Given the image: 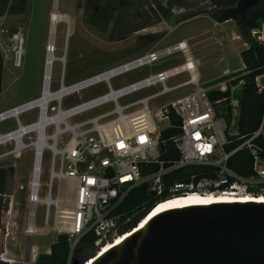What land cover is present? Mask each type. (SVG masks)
<instances>
[{
  "label": "built area",
  "instance_id": "obj_1",
  "mask_svg": "<svg viewBox=\"0 0 264 264\" xmlns=\"http://www.w3.org/2000/svg\"><path fill=\"white\" fill-rule=\"evenodd\" d=\"M250 35L264 45V21ZM10 39L15 62L20 64L22 55L17 52L22 51L23 37L14 32ZM191 45L190 39H181L153 47L68 85L62 70L55 90L51 72L46 93L42 85L38 97L0 110V123L11 118L16 122L15 129L0 132V146L14 143L11 150L0 153V159L10 154L20 158L25 150H32L24 232L40 231L34 219L36 208L43 206V226L68 236L66 264H71L83 236L93 235L92 255L98 254L103 245L133 228L155 204L169 197L190 192L264 194V111L257 129L240 136L235 89L243 80L235 84L236 77H230L213 85L200 83L201 61ZM55 49L54 44L47 45L46 52ZM129 73H137L132 81L112 85V80ZM254 81L257 91H264V73ZM100 84L107 88L103 93L64 105L70 97ZM213 90L230 95L212 100ZM33 109H37L36 119L23 123L21 116ZM227 109L229 123L223 116ZM172 115L179 118V131L161 140ZM19 130L29 142L23 137L20 143L14 140L12 135ZM45 151L50 158L42 181ZM240 151L249 157L243 165L246 173L230 165ZM174 172L177 176L169 179ZM137 187H145L148 195L131 208L125 201ZM34 250L29 260L35 259Z\"/></svg>",
  "mask_w": 264,
  "mask_h": 264
},
{
  "label": "rangeland",
  "instance_id": "obj_2",
  "mask_svg": "<svg viewBox=\"0 0 264 264\" xmlns=\"http://www.w3.org/2000/svg\"><path fill=\"white\" fill-rule=\"evenodd\" d=\"M120 1L27 0L25 11L22 14L0 17V52L3 58L0 70V110L40 95L47 55L46 47L50 40L49 15L55 7L60 13L70 17L72 32L67 35L65 21L61 20L55 26L53 44L56 49L54 53L56 57H64L65 60L64 63L60 60H55L53 63L52 90L58 88L62 70L65 73L64 82L68 85L153 47L171 45L181 39L188 38L194 41L191 50L197 58L213 51L220 53L219 56L199 65L200 83L213 85L243 74L240 53L249 47V43L245 44L246 40L239 32L238 22L233 20L218 22L209 13H201L177 21L186 11L206 7L209 3L208 0H191L188 10L172 5L170 6L172 16L169 20L161 19L135 31H130L135 24H143L145 21L152 20L153 10H156V7L152 0H135L131 6L120 10ZM162 1L166 4L165 0ZM95 16H99L101 19L108 16L109 19L94 22ZM124 24L127 26L119 31ZM17 25L23 26L20 64L15 62V52L10 39L17 30ZM199 36L204 39L197 41ZM136 74H124L112 80L111 83L114 87L119 86L132 81ZM106 89L103 84L91 87L65 100L64 105L79 103L103 93ZM240 91L241 85H237L235 95ZM101 110L103 109H99V111ZM36 117L37 109H33L22 115L21 121L27 123L35 120ZM165 124L162 123V125ZM15 128L16 122L13 118L0 123V132ZM23 141L27 143L30 139L28 136H24ZM13 146V142L6 146H0V153L11 150ZM49 158V152L45 151L42 162V181L46 180ZM237 162L231 161L230 165L234 167ZM0 166L5 167L8 171L5 193L2 195L3 200L7 201V208L1 212L0 258L8 259L11 264H33L38 255L49 253L50 245L56 241L60 234L43 226V206L36 208V218L34 219V224L40 228V231L35 234L24 232L27 222L25 216L26 198L32 167V150H25L20 158H15L10 154L0 159ZM177 174L178 172H174L168 178L173 179ZM55 192L54 185L53 197ZM141 192L132 191L130 195L135 200L142 195ZM65 194L72 195L69 191ZM146 198L130 205V207L135 208ZM49 224L52 225V219ZM29 245L35 248L32 252L35 259L32 260H29L31 255V249L28 251ZM92 253L93 248L84 254L76 251L74 258L83 261Z\"/></svg>",
  "mask_w": 264,
  "mask_h": 264
},
{
  "label": "water",
  "instance_id": "obj_3",
  "mask_svg": "<svg viewBox=\"0 0 264 264\" xmlns=\"http://www.w3.org/2000/svg\"><path fill=\"white\" fill-rule=\"evenodd\" d=\"M260 2L237 0L214 15L241 24ZM71 264H264V202H211L166 209L142 226H133L107 250L83 261L73 258Z\"/></svg>",
  "mask_w": 264,
  "mask_h": 264
},
{
  "label": "trees",
  "instance_id": "obj_4",
  "mask_svg": "<svg viewBox=\"0 0 264 264\" xmlns=\"http://www.w3.org/2000/svg\"><path fill=\"white\" fill-rule=\"evenodd\" d=\"M135 0H121L120 10L131 6ZM166 4L162 0H152L156 10H153V17L151 21H145L143 24H135L130 31H135L140 28L146 27L149 24L160 21L161 19L169 20L172 16L171 8L172 5L180 6L186 10L191 6V0H165ZM237 0H208V5L206 7H198L189 11H186L177 21L185 20L196 16L201 13H209L215 19V21L221 22L222 19L215 17V12L219 8L230 7L236 4ZM27 0H0V17L4 15L12 14H22L25 11ZM101 19L99 16L94 17V22L105 21L108 18ZM261 21H264V0L254 8L250 9L247 13V18L238 24V29L240 34L249 43V47L241 51L240 59L245 68L243 69V74L236 77L233 83H237L239 80H243L241 85V91L237 94L240 102V110L236 122V129L238 134L241 136H246L259 126L263 111H264V91L258 92L255 85L254 78L258 75L264 73V45L255 41L251 35L250 30L258 26ZM127 25L121 26L119 31L123 30ZM3 58L0 52V70L2 68ZM230 95L229 91L221 92L218 90H213L209 93V97L212 100H216L222 97L228 98ZM218 111V110H217ZM223 116L230 122V111L227 109ZM179 124V118L175 115L171 116V126L163 130L161 134V140H168L172 135H175L179 129L176 125ZM167 145L171 147L168 142ZM246 152L240 151L237 153V164L234 166L235 169L240 173H246L247 168L244 167V163H249V157L247 158ZM244 156L246 159L244 161ZM168 157V156H167ZM177 157V154H174ZM166 158V156H165ZM8 171L5 167H0V229H1V212L7 208V201L3 200L2 195L5 193L6 181H7ZM133 191H142V195L133 200L132 196L129 195L125 203L127 205H133L135 203L141 202L142 199L146 198L148 195L145 187H137ZM132 194V193H131ZM93 235L87 234L83 236L79 242L76 251L80 253H88L92 249ZM69 255V241L68 236L65 234L58 235L55 242H53L49 247V253L40 254L36 257L33 264H66ZM0 264H9L7 261L0 260Z\"/></svg>",
  "mask_w": 264,
  "mask_h": 264
},
{
  "label": "bare ground",
  "instance_id": "obj_5",
  "mask_svg": "<svg viewBox=\"0 0 264 264\" xmlns=\"http://www.w3.org/2000/svg\"><path fill=\"white\" fill-rule=\"evenodd\" d=\"M50 19V40L48 42V45L50 47L53 46V34L55 32V26L59 21H65L67 23V29L66 33L69 35L72 32V21L70 20V17L67 15H64L60 13L58 10L52 9L49 15ZM17 54L22 55V51L18 50ZM61 60L64 62V57H56L54 52H48L45 59L44 64V73H43V89L45 90V93L47 91V87L49 84L50 74L52 72V66L55 60ZM24 132L22 130L17 131L13 138L15 141L20 143L22 141V137ZM39 152V149H38ZM240 202V201H263L264 202V194L258 195V196H251L246 194H238V193H208V194H198V193H186L182 195H175L172 197H169L163 201L158 202L153 206V208L149 211L148 214H146L138 224L135 226H142L143 223H145L151 216L154 214L171 208H178L181 206H186L190 204H207L211 202ZM128 231L123 232L122 234L115 237L113 241L108 242L107 244L103 245L101 249H99V253L107 250L109 247H111L113 244L118 243L124 234H126Z\"/></svg>",
  "mask_w": 264,
  "mask_h": 264
},
{
  "label": "crops",
  "instance_id": "obj_6",
  "mask_svg": "<svg viewBox=\"0 0 264 264\" xmlns=\"http://www.w3.org/2000/svg\"><path fill=\"white\" fill-rule=\"evenodd\" d=\"M16 27H17V30L15 32L21 33V30H22L23 26L22 25H17ZM199 37H202V36H199ZM188 39H190L191 41H193L191 38H188ZM202 39H204V37L200 38L199 40H202ZM193 43H194V41H193ZM219 55H220L219 51H213V52H211V53H209V54H207L205 56L200 57V61H201V63H203L204 61H207L209 59L215 58V57H217Z\"/></svg>",
  "mask_w": 264,
  "mask_h": 264
}]
</instances>
